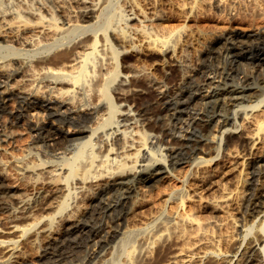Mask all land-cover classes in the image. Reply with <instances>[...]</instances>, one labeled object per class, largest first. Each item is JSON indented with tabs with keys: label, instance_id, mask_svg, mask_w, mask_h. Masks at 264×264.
<instances>
[{
	"label": "bare ground",
	"instance_id": "6f19581e",
	"mask_svg": "<svg viewBox=\"0 0 264 264\" xmlns=\"http://www.w3.org/2000/svg\"><path fill=\"white\" fill-rule=\"evenodd\" d=\"M51 3L0 6V72L19 75L0 79V117L49 125L71 146L57 160L27 144L7 162L0 156V264H264V90L224 76L205 88L208 74L173 87L155 75L175 71L183 80L197 73L199 51L231 53L230 40L264 36L245 25L264 15V2ZM252 49L231 54L230 68L247 64L264 82V41ZM147 94L150 103L141 101ZM199 97L206 101L190 126L156 154L152 121L143 117L140 129L135 114L154 111L157 99L178 119ZM220 158L234 160V178L203 196L196 186L223 172ZM5 162L24 188L7 182ZM249 164L258 168L253 215L236 223L231 207ZM200 207L213 215L201 218Z\"/></svg>",
	"mask_w": 264,
	"mask_h": 264
},
{
	"label": "rangeland",
	"instance_id": "374dc122",
	"mask_svg": "<svg viewBox=\"0 0 264 264\" xmlns=\"http://www.w3.org/2000/svg\"><path fill=\"white\" fill-rule=\"evenodd\" d=\"M262 1L264 2V0ZM6 2L8 4L9 0H5V1L0 0V6L3 7L4 5H6L5 4ZM44 2L48 6H50L52 9H54V6L52 5L51 0H44ZM245 25L248 27L247 29H250V30H259V29L264 30V15L250 16V20H248V23H246ZM263 41H264V36L260 38H255L253 36H250L240 42L235 41V40H230L229 41L230 44L233 45V49L231 53L223 52V53L218 54L214 50H211L209 48L199 51L198 52L199 55H197V57L199 58V65L196 69L197 73L195 72L196 73L195 75H193L194 73H192L188 75L186 78H184L183 80L180 79L179 74L175 71L170 72L167 76H163L161 75V73H159V71H156L155 75L157 73L156 76L158 77L159 75V79H161L164 83L169 84L173 87H177L183 84H188V85L194 84L196 83V81L200 80L201 75L208 74L211 77L210 80L212 82L209 80V83L204 85L205 88H208L207 86H211L214 83L218 82L217 80L224 76L223 82H226L228 84H238L246 88L255 87L259 92H261L264 90V82L259 81L258 78L254 76V73H255L254 68L247 64H240L239 67L235 69L230 68L231 67L230 55L232 54L234 56L240 57L243 54H247V53L249 54L250 52L253 51L252 47H254V45L261 44ZM245 74L249 75L248 76L249 78L244 76ZM18 76H19L18 74L15 76H11V75L9 76L6 73L0 72V79L4 80L5 82L13 81L14 80L13 78L15 77L17 78ZM197 99L198 101L196 100V103L194 102V104L191 105V107L187 110V112L185 111L183 115L181 114L178 119L174 118L173 115L170 114L169 112H166V110L163 108L162 103H160L157 99H156L157 105L154 111L152 110L151 113H148V114H145L143 111L135 114V117L138 121V126L140 129L141 128L144 129V126L141 124V120L143 119V117H148L152 121V127L147 129V131L149 132V139H150V141L148 142V145L156 154L165 153L169 145H171L172 143H175L179 135L183 133L185 129H187L190 126L193 116L203 106V104L201 103L203 102V100L204 102L206 101L205 98L202 99V97H199ZM153 100H154V97L151 96L150 94L145 95V97L141 99V101L145 103H150ZM53 129L54 128H52L51 126L49 127V125H46L45 127L41 129H35L30 126L29 127L26 126L22 121L9 122L5 117L4 118L0 117V156L4 157V160L7 162L6 159H8V156L11 155V153L19 152L20 149L24 147L22 145L27 144V145H31L32 147H34V149L36 148V151H39L43 154L47 153L48 155H50L56 160L60 159L62 156V153L59 150L61 149V146L62 148L63 147L70 148L71 146L69 145V143H67V141L66 142L63 141V143L61 142L62 144L61 143L59 144L60 134L58 133L57 130L55 129L53 130ZM114 135H116V133L111 134V136H114ZM35 142L38 144L36 145ZM232 161L234 162L233 159L229 160L225 158H220L217 161L219 164H221L223 172L227 170L226 173L219 172L222 176L224 175L223 177L220 176V174L216 172V173H213L214 175L211 174L207 177V179L204 180L206 183L202 181L198 182L196 187L199 186L198 187L199 189L201 186L202 190L200 188L199 191H201L203 196L207 194H208L207 196L217 195L218 192L221 191V187L226 186L228 182L230 181V179L228 180V177L231 179L234 178L235 171L233 172L229 168L230 166H228L233 163ZM7 164L8 163L5 164L7 182L10 184L13 183L15 186L18 185L17 187L19 188L20 187L24 188V183L22 182V180L18 177L17 173L11 168V166ZM226 165L229 170L226 168ZM246 170H245L243 177H245L246 175L247 176L245 177L246 181L245 180L243 181V183L245 182L244 183L245 185L243 184V187L241 189V193H242L241 198L239 197L238 199L239 202L237 201L236 204H234L236 206H232L233 208L235 207L234 210H232L233 208L231 207V212L233 211L231 214L235 215L233 216V218L235 217L234 222L236 223L237 221L238 223H245V222L249 223L253 215V212H251L252 207L250 206V197H251L252 191L255 188V181H253V178H255L256 176L255 174L253 175V172H257L258 168L256 167V164H252V165L249 164L246 167ZM229 171H231L232 173ZM220 180L221 182H223L222 180H224V182L226 180L227 182L225 183L223 182L224 185L222 186V183L219 182ZM211 181L212 182L215 181V182L212 183L211 185ZM166 183L173 185L174 181L172 180L166 181L164 183L165 186L167 185ZM207 184L211 186L209 187ZM204 185L205 186L207 185V186L205 187ZM217 186H219L220 188L219 187L217 188ZM203 188H205V190ZM212 189L213 191L211 192ZM213 192L216 194H214ZM237 204L239 205L237 206ZM200 208H201L200 210L199 208L196 209V212L200 214V217L202 216L203 218H206L212 212L211 210L206 209L204 207H200ZM1 217H3L2 211H0V218ZM31 250L33 249H30L29 254L30 253L32 254H30L31 256L30 255L28 256V259L34 262L37 259L38 252L36 251V249L33 250L34 253L31 252Z\"/></svg>",
	"mask_w": 264,
	"mask_h": 264
}]
</instances>
